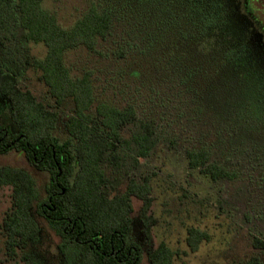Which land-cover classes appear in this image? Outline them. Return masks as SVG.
<instances>
[{
  "label": "rangeland",
  "instance_id": "1",
  "mask_svg": "<svg viewBox=\"0 0 264 264\" xmlns=\"http://www.w3.org/2000/svg\"><path fill=\"white\" fill-rule=\"evenodd\" d=\"M233 3L238 41L223 35L198 46L191 40L183 0H44L64 27L93 4L112 15V29L96 49L70 50L66 63L74 77L92 72L97 102L134 105L157 129V145L138 165L129 160L118 169L104 163L109 196L122 193L130 178L151 180L150 214L156 223L150 239L142 223L143 201L132 197L130 235L142 247L140 264H150L149 250L163 241L179 253L172 264H236L253 256L264 264V250L253 247L255 237L264 240V0H250L249 6L245 0ZM232 48L236 56L225 60L234 54ZM46 51L44 44L27 41L17 22L0 27V65L19 72L21 88L61 112L53 134L63 142L69 137L65 121L72 105L57 107L40 73L27 63ZM0 123L18 131L9 101L1 95ZM200 147L209 148L213 160L235 170L238 178L214 181L191 169L187 150ZM3 167L22 169L34 179L38 196L32 213L41 233L17 257L6 253L2 224L12 189L2 186L0 264H28L25 253L45 264H67L59 250L61 237L37 212L38 202L47 197L50 173L13 149L0 153ZM191 227L210 234L195 252L187 243Z\"/></svg>",
  "mask_w": 264,
  "mask_h": 264
},
{
  "label": "trees",
  "instance_id": "2",
  "mask_svg": "<svg viewBox=\"0 0 264 264\" xmlns=\"http://www.w3.org/2000/svg\"><path fill=\"white\" fill-rule=\"evenodd\" d=\"M183 2L194 43L205 46L210 37L223 35L238 39L237 31L232 29L233 22H238L233 0ZM43 3L44 0H0V27L17 22L27 41L45 45L46 54L27 63L40 73L57 107L68 102L72 105L65 121L69 137L61 142L53 134L61 112L39 100L30 89L21 88L19 72L0 65V95L9 101L18 126V131H13L0 123V153L16 150L35 167L50 173L48 194L38 202L37 212L61 237L59 250L67 264H140L142 247L130 235L132 197L143 201L142 223L150 239L151 227L156 223L150 214L151 180L130 178L122 193L109 196L105 191L109 178L104 163L108 161L118 169L129 160L133 166L138 165L157 145V129L153 121L139 115L134 105L118 107L97 102L92 72L74 77L66 63L70 50L80 46L96 49L99 40L112 29V15L93 4L71 27H64ZM232 49L234 54H226L225 60L236 56L237 49ZM187 158L191 169H200L214 181L238 178L235 170L213 160L209 148L188 149ZM2 186L12 189L11 207L2 228L6 253L14 258L40 239V227L32 213L38 193L31 175L18 168H0ZM209 239L210 234L204 230L188 229L187 243L193 252ZM253 247L264 250V240L255 237ZM178 254L163 241L149 250L148 257L150 264H172ZM22 258L28 264H45L30 253ZM236 264H259V259L253 256Z\"/></svg>",
  "mask_w": 264,
  "mask_h": 264
},
{
  "label": "flooded vegetation",
  "instance_id": "3",
  "mask_svg": "<svg viewBox=\"0 0 264 264\" xmlns=\"http://www.w3.org/2000/svg\"><path fill=\"white\" fill-rule=\"evenodd\" d=\"M250 0H245V5L247 4L248 6L250 5Z\"/></svg>",
  "mask_w": 264,
  "mask_h": 264
}]
</instances>
